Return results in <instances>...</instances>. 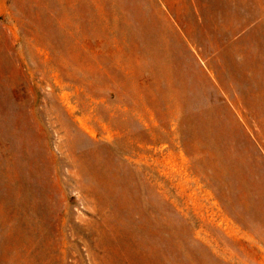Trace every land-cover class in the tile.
Masks as SVG:
<instances>
[{"label": "rangeland", "instance_id": "obj_1", "mask_svg": "<svg viewBox=\"0 0 264 264\" xmlns=\"http://www.w3.org/2000/svg\"><path fill=\"white\" fill-rule=\"evenodd\" d=\"M0 264H264V0H0Z\"/></svg>", "mask_w": 264, "mask_h": 264}]
</instances>
